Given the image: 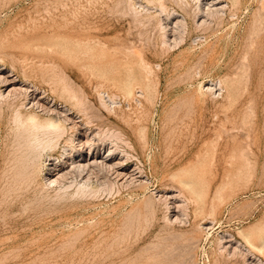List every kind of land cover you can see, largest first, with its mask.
Here are the masks:
<instances>
[{
  "label": "rangeland",
  "instance_id": "rangeland-1",
  "mask_svg": "<svg viewBox=\"0 0 264 264\" xmlns=\"http://www.w3.org/2000/svg\"><path fill=\"white\" fill-rule=\"evenodd\" d=\"M127 1L0 0V68L70 118L41 153L15 111L64 116L0 99V264H264V0H224L202 28L180 0ZM78 131L140 167L143 182L97 169L46 186V165L75 152ZM165 190L183 200V223Z\"/></svg>",
  "mask_w": 264,
  "mask_h": 264
},
{
  "label": "bare ground",
  "instance_id": "bare-ground-1",
  "mask_svg": "<svg viewBox=\"0 0 264 264\" xmlns=\"http://www.w3.org/2000/svg\"><path fill=\"white\" fill-rule=\"evenodd\" d=\"M131 1V0H130ZM129 0L127 1L128 3L130 2ZM133 1V0H132ZM151 3L153 2V1H155V0H149ZM162 1V0H161ZM160 1V2H161ZM174 1V0H173ZM176 1V0H175ZM181 1L182 2H184L185 3V5L187 6V5H189V4H191V5H193V8H194V15H195V24H196V27H198V28H202V27H204V25L206 24V20L210 17V16H213V17H215V15L216 14H218L219 15V13H221L220 15L222 16V12L226 9V4H225V2L226 1H224V0H209V1H206L204 4H203V1L204 0H180V3H181ZM230 1H234V0H230ZM94 2H96V1H94ZM134 3V2H133ZM176 3V2H175ZM228 3V2H227ZM234 3H235V1H234ZM237 3V2H236ZM150 4V3H149ZM153 4V3H152ZM151 4V5H152ZM161 4H163V3H160L159 5H161ZM177 4H179V0H178V3ZM231 4V3H230ZM135 5V4H134ZM228 5V4H227ZM184 6V5H183ZM186 6H184V7H186ZM190 6V5H189ZM161 7V6H160ZM159 7V8H160ZM182 7V6H181ZM188 7V6H187ZM191 7V6H190ZM135 8V7H134ZM131 9V8H130ZM141 9V8H140ZM145 9V8H144ZM161 9V8H160ZM160 9H158V10H160ZM163 9V8H162ZM161 9V10H162ZM182 9H183V7H182ZM128 11V10H127ZM131 12H132V10H131ZM165 12V11H164ZM167 12H168V10H167ZM172 12V11H171ZM175 12V11H174ZM191 12H193V11H191ZM230 12V11H229ZM146 13V12H145ZM225 12H223V14H224ZM134 14V13H133ZM132 14V15H133ZM163 14V13H162ZM166 14V13H165ZM194 15H193V17H194ZM149 16V15H148ZM160 16V15H159ZM181 16V17H180ZM183 15H178V14H174V13H168V15H167V17H166V19H168V21L169 22H171V23H173L174 24V26H179V27H181L182 29H185L186 28V25H187V23H186V21H185V18H183L182 17ZM206 16L208 17V18H206ZM155 17H156V15H155ZM178 17H180V18H178ZM204 17V18H203ZM135 18V17H134ZM211 19H212V17H210ZM165 19V18H164ZM140 20V19H139ZM210 20V19H209ZM150 21V20H149ZM164 21V20H163ZM167 21V20H166ZM160 23H162V21H159ZM159 23V25H162V24H160ZM142 23H140V25H141ZM165 24V23H164ZM170 24V23H169ZM208 24V23H207ZM159 25H157V26H159ZM172 25V24H171ZM171 27H173V26H171ZM206 27H207V25H206ZM166 28V26L165 27H163V28H159V29H161V30H163L164 31V29ZM29 29V28H28ZM168 29H169V27H168ZM167 30V29H166ZM165 30V31H166ZM170 30V29H169ZM172 30V29H171ZM171 30H170V32H171ZM176 30V29H175ZM160 31V30H159ZM182 31V30H181ZM162 32V31H161ZM160 32V33H161ZM169 32V31H168ZM174 32V31H173ZM172 33V32H171ZM170 33V34H171ZM163 34H165V36H166V34L167 33H163ZM173 34H171V36H172ZM7 36V35H6ZM26 36V35H25ZM161 36H163V35H161ZM170 36V35H169ZM175 36V35H174ZM33 37V36H32ZM39 37V36H38ZM164 37V36H163ZM167 37V36H166ZM31 38V37H30ZM173 38V37H172ZM35 39H38V38H35ZM164 39H165V37H164ZM167 39V38H166ZM170 39V38H169ZM176 39H178V38H176ZM175 39V44L176 45H172V46H177V44L178 43H180L181 41L180 40H182V39H178L179 41H177ZM39 40V39H38ZM161 40V39H160ZM163 40V39H162ZM168 40V39H167ZM174 40V39H173ZM164 41V40H163ZM172 41V39H170V45L169 44H167V43H165V44H167V45H165V46H171V43L172 44H174L173 42H171ZM162 42V41H161ZM67 43V42H66ZM12 44V43H11ZM162 44V43H161ZM5 45V44H4ZM23 45H24V43H23ZM164 45V44H163ZM179 45V44H178ZM25 47V46H24ZM48 47V46H47ZM174 47V48H175ZM21 48V47H20ZM32 49V48H31ZM30 49V50H31ZM173 49V48H172ZM23 50H25V49H23ZM42 51V50H41ZM82 54V53H81ZM23 55H26V54H23ZM41 56V55H40ZM85 56V55H84ZM88 56H90V55H88ZM36 57V56H35ZM93 57H94V54H93ZM42 58V57H41ZM88 58V57H87ZM89 60H91V59H89ZM1 61V60H0ZM80 61V60H79ZM85 61V60H84ZM92 61V60H91ZM19 62H21V61H19ZM22 62H24V61H22ZM37 62V61H36ZM32 64V63H31ZM103 64V63H102ZM145 64V63H144ZM3 65V64H2ZM131 65V64H130ZM133 65V64H132ZM25 66V65H24ZM28 66V65H27ZM137 66V65H136ZM3 67V66H2ZM13 67V66H12ZM27 68V67H26ZM25 68V69H26ZM131 68V67H130ZM98 69V68H97ZM23 70V69H22ZM28 70V68L25 70V71H27ZM7 71V70H6ZM98 71V70H97ZM99 72V71H98ZM132 72V71H131ZM146 74V73H145ZM24 75H25V73H24ZM30 74H28L27 75V77L29 76ZM32 75V74H31ZM126 76V75H125ZM136 76H138V75H135V77ZM142 76V75H141ZM31 77V76H30ZM134 77V76H133ZM114 78V77H113ZM125 78V77H124ZM120 79V78H119ZM142 80H143V78H142ZM223 80V79H222ZM24 81V80H23ZM126 81V80H125ZM130 81H131V79H130ZM19 83H20V85H19ZM137 83V82H136ZM138 84V83H137ZM0 85H1V91H0V99L2 98L3 100L5 99V100H9L11 97H15V95H21V96H23V98H24V104H27L26 106H30L29 107V109L30 108H41L42 110H45V109H48V110H51L52 111V113H54V114H56V115H61V116H64L63 117V120H54V119H46V120H44V121H40V119L37 117L38 115H36V114H29V115H24L25 113L21 110V112H23V114L20 112V111H17V113H16V111H15V114H16V119H17V121H19L20 122V124L25 128V126L26 127H29V129L28 130H26L28 133H29V138L27 139V144L32 148V150H37V151H41V153H42V151L44 150V149H46V147H51L52 146V144L53 143H55V139H57V138H59L61 135H62V132H63V127H62V125L61 124H59L60 122H66V120L67 121H70V118H69V114H62L63 112H60L59 111V109H51V108H48L47 106H46V101L45 102H43L44 101V97L43 96H38V90H35V89H33V88H31V85H29L28 84V82L27 83H24V82H20L19 80H17V79H15L14 78V76L13 75H11V74H9V73H5L4 72V68H0ZM216 85H218L219 87H216ZM213 84V83H209V84H207V86H205L204 88H205V90L207 91V92H210L211 94L212 93H217V91L218 90H220V85H222L221 84V82H220V84ZM224 87V86H223ZM222 87V88H223ZM214 91V92H213ZM224 91V90H223ZM214 93V94H215ZM207 96V95H206ZM219 96V95H218ZM21 98V97H20ZM214 98V97H213ZM1 99V100H2ZM12 99V98H11ZM103 101V100H102ZM15 102V101H14ZM22 105H24L23 103H21ZM81 104V103H80ZM113 104V103H112ZM19 105H20V103H19ZM103 105V104H102ZM17 107V106H16ZM21 107V106H20ZM23 107V106H22ZM50 107V106H49ZM24 108H26L25 107V105H24ZM111 108H113V107H111ZM11 109V108H10ZM16 109V108H15ZM18 109H20V108H18ZM22 109V108H21ZM63 109V108H62ZM28 110V109H27ZM26 110V111H27ZM25 111V112H26ZM14 112V111H13ZM28 112V111H27ZM26 112V113H27ZM30 112V111H29ZM14 114V113H13ZM12 114V115H13ZM14 116V115H13ZM71 120H73V119H71ZM17 125V128L18 127H20L19 126V124H15V126ZM72 126V125H71ZM87 126V125H86ZM22 127V128H23ZM74 127V126H73ZM78 127V126H77ZM79 128V127H78ZM19 129V128H18ZM17 129V130H18ZM27 129V128H26ZM20 130H22V129H20ZM84 130V129H83ZM24 131V130H23ZM18 132V131H17ZM26 132V133H27ZM84 132V131H83ZM83 132H80V131H78V138H77V146L75 147V146H73V147H71V149L72 150H75V152L74 153H69L68 155H67V159H65V160H63V162H62V160H61V162H59L60 164H47L46 166H47V172H46V177H45V180H46V186H51V187H53L54 188V186H58V185H61V184H63V183H61L63 180H65V179H67L69 176H73L74 174H76V175H79L80 177L83 175L84 177L83 178H85V179H88V181H89V177H90V175L92 174V173H94V171L96 170V172H97V169H98V171H101V173L102 172H105V173H111L113 176H114V179H115V181L116 182H120V183H131V182H143V180L141 179V177H143V176H141L140 174H142V170L140 169V167H137L136 165L135 166H133V168H131L130 166H128V163H126V161L127 160H122V159H117V160H114V153H112L111 151H109L108 152V154H106V156H103V155H101V152H99V149L97 148V147H94V146H96V144L94 143L93 144V142H92V139H94V138H92L91 139V137H90V135H88L87 133H83ZM9 133V132H8ZM19 134H20V132H18ZM24 133V135L26 134L25 132H23ZM65 133V132H64ZM105 133V132H104ZM17 134V133H16ZM18 134V135H19ZM54 135L57 137V138H55V139H53L52 137H54ZM92 135V134H91ZM96 135V134H95ZM20 136V135H19ZM26 136V135H25ZM24 136V137H25ZM21 138H22V136H21ZM20 139V138H19ZM60 139V138H59ZM58 139V140H59ZM25 140H26V138H25ZM17 141V140H16ZM60 141V140H59ZM66 141V140H65ZM65 141H63V142H65ZM70 141V140H69ZM24 142V141H23ZM20 143H22V142H20ZM18 144V143H17ZM65 144V143H64ZM23 145H25L24 143H23ZM23 145H21V146H23ZM28 145H27V147H28ZM70 145V144H69ZM25 147H26V145H25ZM24 147V148H25ZM99 147V146H98ZM23 148V149H24ZM57 148V147H56ZM64 148V147H63ZM49 149V148H48ZM9 150V149H8ZM26 150H28V149H26ZM29 150H31V149H29ZM53 150V149H52ZM50 151V150H49ZM30 153V152H29ZM34 153H36V152H34ZM43 153H45V151H43ZM30 155V154H29ZM31 155H32V152H31ZM41 155V154H40ZM27 156H28V154H27ZM25 157H26V155H25ZM24 157V158H25ZM36 157V156H35ZM39 157V156H38ZM42 157H43V155H42ZM28 158V157H27ZM26 158V159H27ZM47 158V157H46ZM29 160V159H28ZM38 160V159H37ZM28 162V161H27ZM54 162H56V160L54 161ZM30 163V162H29ZM33 163L34 164H39V162H37V163H35V161L33 160ZM32 163V164H33ZM33 164V165H34ZM37 164V165H38ZM30 165V164H29ZM33 165L32 166H30V167H32L33 168ZM37 165H35V166H37ZM34 166V167H35ZM141 166V165H140ZM32 168H31V170H32ZM29 169V168H28ZM35 169V168H34ZM41 169V168H40ZM38 171V170H37ZM34 174H35V172L34 171H32ZM31 172V173H32ZM44 172V171H43ZM38 173H41L40 171L38 172ZM27 174V173H26ZM33 175V174H32ZM31 174H30V176H32ZM36 175H37V173H36ZM35 175V176H36ZM75 175V176H76ZM98 175V174H97ZM101 175V174H100ZM7 176V175H6ZM34 176V175H33ZM32 176V177H33ZM37 176H39V175H37ZM112 177V176H111ZM83 180V182L85 181V183H83V185H81L80 186V183H79V185H78V188L80 189V190H84L85 192L87 191V190H89L90 191V189H89V187H88V185H87V183H88V181L87 180ZM98 180V179H97ZM34 181V180H33ZM67 181V180H66ZM86 181H87V183H86ZM82 182V181H81ZM101 182H102V180H101ZM136 182V183H137ZM61 183V184H60ZM73 183V182H72ZM90 183V182H89ZM104 183V182H103ZM109 183V182H108ZM135 183V184H136ZM144 183H146L145 181H144ZM210 183V182H209ZM68 184V183H67ZM82 184V183H81ZM105 184H107V183H105ZM119 184V183H118ZM134 184V183H133ZM45 185V184H44ZM74 185V184H73ZM103 185V184H102ZM137 185H139V183L137 184ZM142 185H144V184H142ZM90 186V185H89ZM104 186H106V185H103L102 186V188L104 187ZM110 187H112V183L109 185ZM108 186V187H109ZM115 186V185H114ZM208 186V185H207ZM63 187V186H62ZM68 187V189H69V186H67ZM67 187H65V188H67ZM77 187V186H76ZM75 187V188H76ZM107 186H106V188L107 189H109ZM126 187H127V185H126ZM49 188V187H48ZM61 188V187H60ZM64 188V190H66ZM98 188H99V186H98ZM97 188V189H98ZM106 188H103V189H105V191H106ZM59 189V188H58ZM77 189V188H76ZM100 190V189H99ZM98 190V191H99ZM61 191V190H60ZM83 191V192H84ZM104 191V190H103ZM108 191V190H107ZM106 191V192H107ZM167 191H169V190H165V191H163V193H160L159 194V198L161 199V201L162 202H164V205L163 206H165L164 208H165V210L168 212V215H169V217H170V219H172L174 222H182V220H185V219H182V218H180V216H181V210H183V207H184V209L186 208V206H184L185 204H183V200L181 201V199L179 198L180 196H178V194H166V192ZM172 191H173V189H172ZM47 192V191H46ZM62 192V191H61ZM64 192H66V191H64ZM78 192H79V190H78ZM93 192V191H92ZM95 192V191H94ZM182 192V191H181ZM39 193V192H38ZM63 193V192H62ZM91 193V192H90ZM105 193V192H104ZM103 192H102V194H104ZM47 194V193H46ZM56 194V193H55ZM57 194H58V192H57ZM56 194V195H57ZM109 194V193H108ZM73 195V194H72ZM88 195V194H87ZM110 195H111V193H110ZM37 196V195H36ZM50 196V195H49ZM59 196H61V195H59ZM77 196V195H76ZM79 196V195H78ZM103 196V195H102ZM101 196V197H102ZM90 197V196H89ZM94 197V196H93ZM41 198V197H40ZM53 198V197H52ZM75 197H73V199H74ZM96 198V197H95ZM94 198V199H95ZM183 199V198H182ZM34 201V200H33ZM159 201V200H158ZM160 201V202H161ZM214 201V200H213ZM161 202V203H162ZM208 202V201H207ZM152 203V199H151V202H150V204ZM186 203V202H185ZM213 203H215V202H213ZM144 204V203H143ZM149 204V203H148ZM152 205H153V203H152ZM151 205V206H152ZM144 206H145V204H144ZM145 207H148V205L147 206H145ZM157 207V206H156ZM145 209H148V208H145ZM144 209V210H145ZM153 209V208H152ZM156 209V208H155ZM198 209V208H197ZM133 210H134V208H133ZM143 210V209H142ZM209 210V209H208ZM151 213H152V211H151ZM185 215V214H184ZM168 217V218H169ZM152 218H153V216H152ZM166 220V219H165ZM171 220V221H172ZM164 221V220H163ZM172 223V222H171ZM183 223V222H182ZM169 224V223H168ZM206 224V223H205ZM166 225H167V223H166ZM206 229V228H205ZM243 238H244V248L245 249H248V250H254V249H257V250H261V248L260 247H256V246H254L252 243H250V241H249V236L248 235H243ZM220 241V240H219ZM231 242H233V240L232 239H230V240H227L226 241V243H228V247H231L229 244L231 243ZM257 245V244H256ZM227 246H225V248H227L228 249V247ZM264 246V245H263ZM233 248H235V247H233ZM233 248H231V249H233ZM236 249V248H235ZM235 249H233V251H235ZM223 250V249H222ZM232 251V250H231ZM243 255V254H242ZM245 255V254H244ZM249 255V254H248ZM233 256V255H232Z\"/></svg>",
  "mask_w": 264,
  "mask_h": 264
}]
</instances>
